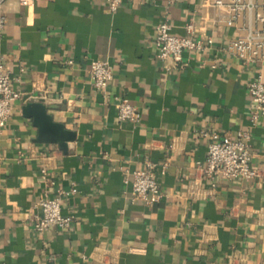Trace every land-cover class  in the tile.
<instances>
[{
  "label": "crops",
  "instance_id": "crops-1",
  "mask_svg": "<svg viewBox=\"0 0 264 264\" xmlns=\"http://www.w3.org/2000/svg\"><path fill=\"white\" fill-rule=\"evenodd\" d=\"M124 1L111 12L105 0H34L30 8L5 0L0 61L21 99L0 132V264H264V117L248 84L264 62H246L224 47L259 26V6L228 25L230 11L207 0ZM213 43L185 51L183 66L156 57L155 26ZM110 63L106 89L90 79V61ZM72 61V64H68ZM215 64V68L211 65ZM43 100L54 121L76 133L65 153L35 141L38 129L22 108ZM126 98L141 121H121L116 98ZM248 133L251 180L212 186L202 172L209 139ZM151 161L165 198L131 201L125 171ZM166 164L165 174H161ZM45 167L55 187L40 170ZM75 187L62 201L74 216L67 230L39 233L33 221L47 192Z\"/></svg>",
  "mask_w": 264,
  "mask_h": 264
},
{
  "label": "built area",
  "instance_id": "built-area-1",
  "mask_svg": "<svg viewBox=\"0 0 264 264\" xmlns=\"http://www.w3.org/2000/svg\"><path fill=\"white\" fill-rule=\"evenodd\" d=\"M124 1L137 3L148 0H105L111 12H116ZM4 2L5 0H0V28H3L8 21L3 9ZM18 2L27 8L34 5V0H18ZM171 2L169 0V3ZM206 4L216 8L229 9L228 25H233L234 21L245 11L257 8L256 4L247 0H207ZM258 8L260 10L259 26L246 30L245 33L229 41L223 49L246 62H264V3ZM185 30L184 36L170 34L168 19L160 21L155 26L156 57L160 61L170 60L174 66H183L185 65L183 56L185 51L202 52L213 43L211 38L196 37V27L193 22L187 23ZM67 63L72 64V61ZM211 67L215 68V64ZM113 74V68L109 62L101 59L90 61L89 75L96 89H106L113 78ZM248 91L255 105L252 119L256 121L259 117H264V81L261 74L249 82ZM21 96L22 94L13 87V78L10 72L0 61V132L11 118L12 104L21 99ZM116 100L119 120L133 123L141 121L139 109L131 104L128 99L121 97L116 98ZM202 135L207 137L209 141L204 165L201 168L212 186H216L220 181L251 180L259 176L258 171L251 166L252 154L248 143V133L239 132L236 140H221L217 133L203 132ZM156 167V164L147 161L146 166L142 169L131 172L125 171L126 184H129L128 177H132L130 183L132 202L138 201L149 206L157 204L165 198L157 180ZM166 167V164L162 165V175L165 174ZM40 174L49 188L55 187L56 181L45 167L41 168ZM76 192L75 187L68 190H56L54 195H49L47 192L37 203L40 213L33 221V228L39 233H45L52 228L69 229L74 221V216L63 214L62 201L64 197L74 195Z\"/></svg>",
  "mask_w": 264,
  "mask_h": 264
},
{
  "label": "water",
  "instance_id": "water-1",
  "mask_svg": "<svg viewBox=\"0 0 264 264\" xmlns=\"http://www.w3.org/2000/svg\"><path fill=\"white\" fill-rule=\"evenodd\" d=\"M24 97L25 105L22 108L26 118L32 119L33 125L38 129L35 139L38 143H53L65 153L68 151L69 143L74 142L76 133L67 130L65 125L54 121L53 116L48 113L49 108L43 100L27 101Z\"/></svg>",
  "mask_w": 264,
  "mask_h": 264
}]
</instances>
